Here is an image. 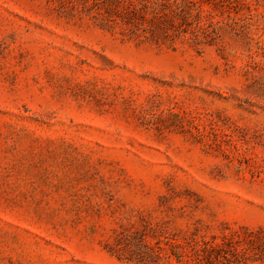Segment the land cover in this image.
Here are the masks:
<instances>
[{"label": "rangeland", "instance_id": "rangeland-1", "mask_svg": "<svg viewBox=\"0 0 264 264\" xmlns=\"http://www.w3.org/2000/svg\"><path fill=\"white\" fill-rule=\"evenodd\" d=\"M202 240L264 264V0H0V264Z\"/></svg>", "mask_w": 264, "mask_h": 264}, {"label": "trees", "instance_id": "trees-1", "mask_svg": "<svg viewBox=\"0 0 264 264\" xmlns=\"http://www.w3.org/2000/svg\"><path fill=\"white\" fill-rule=\"evenodd\" d=\"M154 2L157 0H153ZM157 3H155L156 5ZM161 12L158 11L157 9H153L152 12V19L153 21H155L157 19L158 16H160ZM155 33H153L154 35ZM151 36L152 38H154L155 36ZM237 237L236 239L239 240V242H253V237L249 236L250 238H242L240 236H235ZM225 239V238H224ZM248 239V240H247ZM227 239L224 240V242H226ZM170 246L173 247L175 246L174 243L169 242ZM197 244V249L195 251V258L197 260L198 264H203V261L206 260L208 262V264H213V262L216 260V253L217 251H221L223 248H225V243L223 244H215V243H211L208 242L207 240H202V241H198L196 242ZM173 254V253H172ZM175 257H179L180 258V254L175 253L174 254Z\"/></svg>", "mask_w": 264, "mask_h": 264}]
</instances>
